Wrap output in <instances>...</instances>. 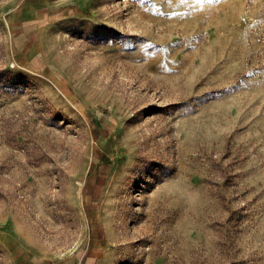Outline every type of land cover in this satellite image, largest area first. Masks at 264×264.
I'll return each mask as SVG.
<instances>
[{
    "label": "rangeland",
    "instance_id": "374dc122",
    "mask_svg": "<svg viewBox=\"0 0 264 264\" xmlns=\"http://www.w3.org/2000/svg\"><path fill=\"white\" fill-rule=\"evenodd\" d=\"M0 264H264V0H0Z\"/></svg>",
    "mask_w": 264,
    "mask_h": 264
}]
</instances>
